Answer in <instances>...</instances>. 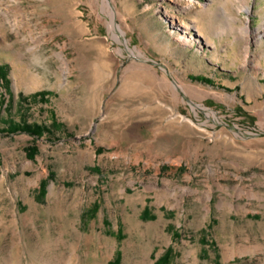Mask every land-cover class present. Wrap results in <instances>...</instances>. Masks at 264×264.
<instances>
[{
    "label": "rangeland",
    "instance_id": "rangeland-1",
    "mask_svg": "<svg viewBox=\"0 0 264 264\" xmlns=\"http://www.w3.org/2000/svg\"><path fill=\"white\" fill-rule=\"evenodd\" d=\"M201 3L0 0V264H264V0Z\"/></svg>",
    "mask_w": 264,
    "mask_h": 264
},
{
    "label": "trees",
    "instance_id": "trees-1",
    "mask_svg": "<svg viewBox=\"0 0 264 264\" xmlns=\"http://www.w3.org/2000/svg\"><path fill=\"white\" fill-rule=\"evenodd\" d=\"M11 131L17 132V131H21V132H27L29 134L32 135H36V136H42L45 132H49V129L41 124H30V123H21V124H12L10 127ZM37 148L33 147L32 149H30V152L32 155H34L37 152ZM44 187V183L42 184V192L45 193V187ZM170 250H168L157 262L156 264H168L169 260H170Z\"/></svg>",
    "mask_w": 264,
    "mask_h": 264
},
{
    "label": "bare ground",
    "instance_id": "bare-ground-1",
    "mask_svg": "<svg viewBox=\"0 0 264 264\" xmlns=\"http://www.w3.org/2000/svg\"><path fill=\"white\" fill-rule=\"evenodd\" d=\"M177 3H180L181 5H183V7H188V6H192V5H200V6H203L202 3H201V0H173ZM250 8L247 7V10H249ZM179 25H183L185 28H188V25H186L182 20H179ZM117 28L118 26L115 25ZM197 29V28H196ZM246 30H248V26L245 27ZM198 30V29H197ZM199 31V30H198ZM212 41L209 39V38H206L205 39V43L206 44H209L211 43Z\"/></svg>",
    "mask_w": 264,
    "mask_h": 264
}]
</instances>
